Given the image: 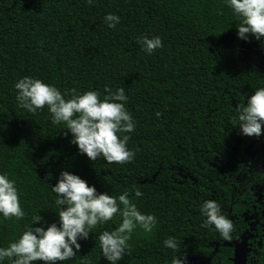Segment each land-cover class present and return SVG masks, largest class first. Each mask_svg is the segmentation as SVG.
I'll return each mask as SVG.
<instances>
[{
    "label": "trees",
    "instance_id": "1",
    "mask_svg": "<svg viewBox=\"0 0 264 264\" xmlns=\"http://www.w3.org/2000/svg\"><path fill=\"white\" fill-rule=\"evenodd\" d=\"M109 12L120 18L111 29L103 21ZM238 23L222 0H0V172L15 181L26 213L0 218V247L34 212L45 226L56 219L46 184L63 169L97 192L127 190L139 211L155 216L149 233L132 232L117 264H170L177 253L162 245L169 236L180 241L183 257L205 259L217 247L213 262L231 264L232 248L222 243L236 237V226L225 241L201 227L199 208L215 200L228 217V209L233 215L255 204L253 192L264 197V125L261 136H242L234 110L264 87V51L251 36L236 37ZM141 34L159 36L162 46L145 54L136 40ZM23 76L62 93L95 90L101 98L105 85L123 87L135 120L126 133L134 158L108 163L78 154L46 107L35 114L18 107L13 84ZM135 190L142 196H132ZM118 223H98L78 241L77 255L59 264H108L96 237Z\"/></svg>",
    "mask_w": 264,
    "mask_h": 264
},
{
    "label": "clouds",
    "instance_id": "2",
    "mask_svg": "<svg viewBox=\"0 0 264 264\" xmlns=\"http://www.w3.org/2000/svg\"><path fill=\"white\" fill-rule=\"evenodd\" d=\"M88 4L94 0H86ZM239 23L234 25L238 39L247 42L249 36L260 42L264 51V0H222ZM119 16L106 13L104 23L109 29L119 23ZM141 50L151 54L162 46L159 36L139 35ZM15 101L19 108L35 114L45 108L53 125L63 124L70 135L69 143L75 145L77 153L89 161L102 157L108 163H127L134 158V150L127 147L129 136L135 128V120L125 107L127 96L123 87L114 90L105 85L101 98L99 92L87 90L78 93L70 89L62 93L52 84L41 79L23 76L13 84ZM235 120L240 135L259 137L264 125V87H257L247 96L244 105L234 106ZM156 117L160 116L155 112ZM56 207V219L47 223L34 212L29 224L17 238L6 247H0V262L7 259L10 264H59L71 259L79 251L78 241L88 238L89 230L98 223L104 224L114 217L119 223L111 231H101L96 239L101 255L108 264L117 262L130 247L128 241L134 229L149 233L157 221L153 214L142 213L129 197L127 190L118 195L97 192L96 188L67 170H61L55 184H46ZM132 196L139 198L142 193L135 190ZM199 211L203 217L201 227L211 226L225 240L232 239L233 222L222 214L215 200H204ZM26 213L20 206L15 181L7 172H0V218L17 220ZM164 248L177 254L170 264H185L178 251L180 241L169 236L162 241ZM257 264H264V257L257 258Z\"/></svg>",
    "mask_w": 264,
    "mask_h": 264
},
{
    "label": "flooded vegetation",
    "instance_id": "3",
    "mask_svg": "<svg viewBox=\"0 0 264 264\" xmlns=\"http://www.w3.org/2000/svg\"><path fill=\"white\" fill-rule=\"evenodd\" d=\"M252 189L251 187L250 190L252 191ZM252 195L255 204L251 205L250 208L243 205L244 210L242 212H236L233 215H231V209L226 210L229 219H231L236 226V237L229 242L222 243L223 246L232 248V257L229 258L231 264H234L235 244L241 242L245 254L244 264H257V258L264 257V197L261 193L256 194L255 192H253ZM240 203L244 202L241 201ZM216 252L217 247H215L205 259H200L196 256L184 257L185 264H189V259L194 260L198 264H215L213 260Z\"/></svg>",
    "mask_w": 264,
    "mask_h": 264
},
{
    "label": "water",
    "instance_id": "4",
    "mask_svg": "<svg viewBox=\"0 0 264 264\" xmlns=\"http://www.w3.org/2000/svg\"><path fill=\"white\" fill-rule=\"evenodd\" d=\"M244 259H245V254L243 252V244L242 242L239 244H235V249H234V264H244ZM189 264H198L192 259L188 260Z\"/></svg>",
    "mask_w": 264,
    "mask_h": 264
},
{
    "label": "rangeland",
    "instance_id": "5",
    "mask_svg": "<svg viewBox=\"0 0 264 264\" xmlns=\"http://www.w3.org/2000/svg\"><path fill=\"white\" fill-rule=\"evenodd\" d=\"M247 56V51H243V57L245 58ZM135 230H138V231H140V232H143L141 229H139V228H136V229H134L133 231H135Z\"/></svg>",
    "mask_w": 264,
    "mask_h": 264
}]
</instances>
